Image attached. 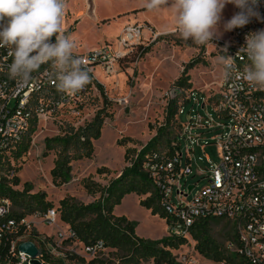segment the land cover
Segmentation results:
<instances>
[{
    "label": "built area",
    "instance_id": "obj_1",
    "mask_svg": "<svg viewBox=\"0 0 264 264\" xmlns=\"http://www.w3.org/2000/svg\"><path fill=\"white\" fill-rule=\"evenodd\" d=\"M237 11L233 7L232 16ZM258 11L259 19L253 17L244 27L229 31L226 39H213L221 57H234L233 72L226 77L221 62L216 90L199 97L192 94L193 89H188L180 95V100L173 97L177 102L175 122L178 123L171 141L173 151L166 154L164 150H155L142 163L167 213L165 227L169 236L191 239L192 225L199 218L220 219L230 224L232 233L225 248L232 258L215 264H264V88L250 86L239 75L250 61L243 52H238L248 33L264 29V0H259ZM171 32L178 34L175 28ZM163 34H155L154 38ZM143 38V25L127 23L120 30L115 48L106 43L85 53L74 50V55L86 61L91 77L90 83L75 94L58 91L55 69L50 63L33 73L27 84L10 78L7 66L12 57L8 48H0V182L5 175L1 168L3 156L21 140L32 121L73 128L83 125L90 119L86 109L88 95L98 82L94 67L98 66L105 75H116L115 66L126 59L132 46L143 45ZM225 46L227 53L222 50ZM187 103L190 110L186 119L180 121L178 116L184 113ZM208 106L213 114L207 110ZM208 145L216 147V162L207 155L204 159L195 157L197 150L204 153ZM197 159L204 164H198ZM189 176L196 178L188 183ZM200 181H203L201 185ZM10 212V199L0 195V238L22 227L23 233L10 241L8 252L18 264H30L29 256L17 250L20 238L26 235L28 240L32 229L28 217L53 223L56 212L53 208L45 212L34 210L19 218L8 217ZM73 235L66 226L65 232L58 234L57 244ZM81 248L88 257L97 256L105 249L101 240ZM179 261L194 262L186 256Z\"/></svg>",
    "mask_w": 264,
    "mask_h": 264
},
{
    "label": "rangeland",
    "instance_id": "obj_2",
    "mask_svg": "<svg viewBox=\"0 0 264 264\" xmlns=\"http://www.w3.org/2000/svg\"><path fill=\"white\" fill-rule=\"evenodd\" d=\"M142 7V0H66L62 27L75 42L76 52L85 53L106 43L115 48L122 26L134 22L143 25L142 44L148 45L149 50L139 55L137 47L132 46L126 59L115 66L116 75H105L98 66L94 67V74L102 87L90 91L86 109L91 117L104 105L110 117L104 118L100 136L92 140L91 157L73 159L70 162L68 180L61 185L53 184L50 169L56 151H45V138L62 134L67 126L39 122L30 134L28 150L9 162L11 168L6 173L8 183H11V177L14 175L19 179V183L13 185L15 189L22 190L25 187L28 193L43 192L44 199L50 201L53 207L66 195L82 203H89L95 200L98 194H88L82 186V180L90 179L100 185H106L111 178L117 176L128 164L123 159L125 150H138L155 135L156 128L164 121L166 105L173 97L180 100V95L188 89H193L192 94L201 97L219 87L221 56L217 46L214 43L196 45L171 32L175 27L170 9L149 11L146 8L141 9ZM233 7L232 4L225 6L221 21L222 34L214 39H226L229 31H223L222 24L232 17ZM158 33L165 34L155 40V34ZM188 63V78L184 80L183 86L176 85L175 80ZM187 110H190V103L184 105V113L178 116L180 121L186 119ZM207 110L213 114L211 107L208 106ZM200 111L203 112L204 109ZM167 130L171 138L175 130L174 125L169 124ZM204 155L214 162L218 160L214 145L206 146L204 153L201 150L195 152L196 158L200 156L204 159ZM197 163L204 164L198 159ZM99 166L107 167L109 172L96 173ZM195 178L189 176L188 183L193 182ZM202 183L203 181H200L199 185ZM113 213L123 214L134 221L135 233L141 237L159 239L169 236L164 219L150 214L140 206L134 193L126 195L114 207ZM28 219L31 220L33 230L55 241L58 234L66 229V225L56 216L53 223H44L40 218L32 216ZM209 226L213 237L225 247L232 233L230 224L220 219H210ZM20 239L26 241L27 236L24 235ZM60 246L62 250L77 253L84 258V262L64 259V264H87L91 258L83 254L78 242H60ZM171 251L176 258V264H215L195 251L194 241L191 239ZM57 255L59 254L54 252V257ZM182 256H186L188 260L193 259L194 262H180L179 258ZM96 257L104 260L105 264H123L113 256L110 249H104ZM141 264L153 263L147 260Z\"/></svg>",
    "mask_w": 264,
    "mask_h": 264
},
{
    "label": "trees",
    "instance_id": "obj_3",
    "mask_svg": "<svg viewBox=\"0 0 264 264\" xmlns=\"http://www.w3.org/2000/svg\"><path fill=\"white\" fill-rule=\"evenodd\" d=\"M141 9H145V7ZM161 36L156 37L155 40ZM137 49L139 55L149 50L148 45H138ZM189 67V63L184 66L175 80L176 85L183 86L184 80L188 78L187 69ZM96 86L102 87L98 82H96ZM103 100L106 101L105 98ZM176 107L175 99L167 103L164 121L156 128L155 135L140 149L125 150L123 159L128 164L106 185H100L90 179L82 180V186L88 194H98L95 200L82 203L74 197L66 195L58 200L56 207L44 199L45 194L43 192L28 193V189L25 187L22 190L13 188V185L19 183L17 176L11 177L12 181L8 183L9 179L6 173L11 168L9 162L28 150L30 134L36 126V121L33 120L21 140L3 156L1 161V168L5 175L2 176L0 182V195L10 199L11 212L8 217L19 218L34 210L45 212L47 209L53 208L58 220L74 233L73 237L63 238L61 244L74 243L77 240L80 246H84L101 240L104 248L112 250L113 256L117 257L123 264H141L147 260H151L153 264H176V258L171 250L182 245L186 241L185 238L165 236L159 239H148L141 237L135 233L136 224L134 221L123 214L116 215L113 213V208L121 202L124 195L134 193L138 197L140 206L147 209L150 214L163 218L166 223L167 213L161 207L158 191L153 181L143 171L142 163L146 155L155 152V150H164L166 154L172 153L171 141L178 124L175 122ZM105 117H110V113L102 105L83 125L77 128L65 125L67 127L64 126L65 129L62 134L45 138V151L52 149L56 151V157L50 169L53 184L61 185L68 180L71 170L70 162L73 159L91 157L93 152L92 140L100 136V129ZM169 124L175 127L171 138H169V131L167 130ZM108 172L109 169L105 166L96 168L98 174ZM209 220L199 218L192 225L190 236L191 240L194 241L195 251L214 262L222 259L231 260L232 257L227 249L213 237ZM22 233L23 229L20 227L12 235L8 234L0 238V264H18L17 259L9 254L8 250L10 241ZM28 240L35 244L37 258L44 264H64V259L84 262L81 255L62 250L60 243L57 244V241L33 229L28 232ZM54 252L59 255L54 257ZM87 264H105V261L94 256L87 261Z\"/></svg>",
    "mask_w": 264,
    "mask_h": 264
},
{
    "label": "clouds",
    "instance_id": "obj_4",
    "mask_svg": "<svg viewBox=\"0 0 264 264\" xmlns=\"http://www.w3.org/2000/svg\"><path fill=\"white\" fill-rule=\"evenodd\" d=\"M149 11L170 9L180 37L196 45H207L221 32L226 5L239 9L222 24L223 31L247 25L260 18L259 0H142ZM66 0H0V48H8L12 62L9 77L27 84L33 73L50 63L55 69L58 91L75 94L91 81L86 61L74 55L75 42L62 27ZM54 37V40L52 39ZM227 53V46L222 49ZM238 52L250 63L239 75L250 86L264 88V29L250 32ZM237 52V53H238ZM226 77L233 72L234 57H220Z\"/></svg>",
    "mask_w": 264,
    "mask_h": 264
},
{
    "label": "water",
    "instance_id": "obj_5",
    "mask_svg": "<svg viewBox=\"0 0 264 264\" xmlns=\"http://www.w3.org/2000/svg\"><path fill=\"white\" fill-rule=\"evenodd\" d=\"M17 250L24 252L29 256L30 264H40V261L37 258V247L32 241L26 240L19 242L17 244Z\"/></svg>",
    "mask_w": 264,
    "mask_h": 264
},
{
    "label": "crops",
    "instance_id": "obj_6",
    "mask_svg": "<svg viewBox=\"0 0 264 264\" xmlns=\"http://www.w3.org/2000/svg\"><path fill=\"white\" fill-rule=\"evenodd\" d=\"M129 194H131V193H129ZM126 195H128V194H126ZM126 195L123 196L122 200L124 199V197H125ZM136 199H137V201H138V197H137V196H136ZM122 200H121V201H122ZM113 211H114V208H113Z\"/></svg>",
    "mask_w": 264,
    "mask_h": 264
}]
</instances>
